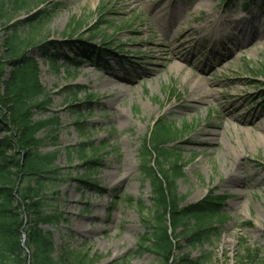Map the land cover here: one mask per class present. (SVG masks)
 <instances>
[{
	"label": "rangeland",
	"instance_id": "1",
	"mask_svg": "<svg viewBox=\"0 0 264 264\" xmlns=\"http://www.w3.org/2000/svg\"><path fill=\"white\" fill-rule=\"evenodd\" d=\"M41 2L35 0L18 18L0 26V47L12 31L9 26L58 5L26 47L49 100L44 108L32 110L33 120L49 122L37 134L43 138L40 151L57 150L55 164L62 174L51 188L58 191L55 203L63 221L42 226L52 232L55 249L76 252L74 264L122 259L125 264H164L163 258L138 245L145 230L142 216L152 208L149 183L139 172L141 137L162 116L178 130L171 145L178 147L185 163V176L176 189L184 198L182 205L201 200L209 191L224 200V221L214 223L217 229L202 244L186 246L180 239L184 252L199 264H264V116L255 122L259 128L238 123L264 109V30L253 29L259 21L264 23V0ZM179 6L186 10L179 11ZM240 18L248 19L251 33L238 44L225 40L216 47L223 62L220 55L212 59L213 38L203 37L202 28L215 23L218 30L237 36ZM162 22L175 23L168 33L173 41L167 38L166 24L160 27ZM17 27L21 34L28 29ZM95 30L98 37L90 44L118 53L101 68L80 57L73 63L78 49L74 54L58 49L59 63L52 67L33 46L49 38L86 40ZM187 31L183 45L174 42ZM178 54L196 61L188 66L169 60ZM189 72L204 77L212 96L202 95L203 85ZM8 73L5 67L3 79ZM234 107L238 110L230 113ZM82 143L89 144L87 149L101 146L96 171L88 180L96 181L103 193L78 181L87 177L86 165L75 152ZM234 160L237 172L231 166Z\"/></svg>",
	"mask_w": 264,
	"mask_h": 264
},
{
	"label": "trees",
	"instance_id": "2",
	"mask_svg": "<svg viewBox=\"0 0 264 264\" xmlns=\"http://www.w3.org/2000/svg\"><path fill=\"white\" fill-rule=\"evenodd\" d=\"M34 1L0 0V26L18 18L20 12L27 10ZM57 6L39 9L25 21L9 26L12 31L0 47V56L4 57L0 58V264H74L78 255L71 250L55 249L52 232L42 227L63 221V214L55 203L54 194L58 191L51 188L62 174L55 164L57 150L40 151L43 138L37 134L49 122L33 120L32 110L44 108L49 100L38 79L37 62L26 51L52 18L51 12ZM17 26L28 29L21 34ZM79 28L77 26L75 30ZM98 34L97 30L92 31L86 40L49 38L33 46L37 45L52 67L59 63L58 49L73 54L78 49L80 53H75L71 59L73 63L85 58L101 68L118 53L111 47L90 44ZM5 67L9 73L3 79ZM177 135V128L159 116L141 137L139 172L143 182L149 183L152 208L145 212L147 216H142L145 230L138 245L163 258L164 264H199V259H191L184 252L180 239L186 246L208 241L217 229L214 223L224 221L220 209L224 200L209 191L201 200L182 205L184 198L176 189L178 179L185 176V163L178 147L171 145ZM88 146V143H82L75 150L86 165L83 175H87L78 181L82 187L103 193L105 190L96 181L88 180L96 171L101 146L87 149ZM89 155L92 158H88ZM175 251L177 255L173 254ZM70 257H74V261H69ZM123 263L124 259L111 264Z\"/></svg>",
	"mask_w": 264,
	"mask_h": 264
},
{
	"label": "bare ground",
	"instance_id": "3",
	"mask_svg": "<svg viewBox=\"0 0 264 264\" xmlns=\"http://www.w3.org/2000/svg\"><path fill=\"white\" fill-rule=\"evenodd\" d=\"M175 2H177V3H179V1H183V2H188L189 0H187V1H185V0H174ZM190 2H191V0L188 2L189 4H190ZM196 2V1H195ZM198 1L196 2V6L194 7V9H197L199 6H197L198 5ZM176 9H178L179 11H185L186 9L184 8V7H182V6H179V7H176ZM175 8L174 9H172V10H176ZM154 14H155V16H156V13L154 12ZM159 14V13H158ZM159 16V15H158ZM165 24L166 23H164V22H162L161 24H160V27L161 28H163L164 26H165ZM172 24H173V26H176L175 25V23H171V22H167V24H166V26H167V29H166V33H167V38L169 39V40H172L171 39V37H169V30H171L172 28H174V27H171L172 26ZM236 25L238 26L237 28H239L240 29V33L236 36L235 34H233V33H231V34H225L224 32H222V31H220V29L218 30V27H217V24H215V23H213V24H210V22L209 23H207L206 24V27L203 29L202 28V31H201V33H202V36L203 37H205L206 35H210L213 39L211 40L210 38V42H212V46H213V49H212V51H213V56H212V59H214V57L216 56V55H220V56H218V58L222 61L223 59H224V57L221 55V54H219V53H216V47H219V46H221L222 45V43H224V41L226 40V41H229V42H231L230 40H232V41H234L235 43H237L238 44V42L243 38L244 39V37H246V33H251V29H250V26H249V23H248V19L247 18H244V19H242V18H240L239 19V21H237L236 22ZM169 27H171V28H169ZM253 27V26H252ZM253 29H257V30H264V23L263 22H258L257 23V25H255L254 27H253ZM130 32L131 31H134V29H130L129 30ZM136 32V31H135ZM137 34H139L138 32H136ZM188 31L186 32V33H184V34H182L181 35V37H179V39H178V37L176 38V41H174L175 43H177V42H179V45L181 44V45H183L185 42L183 41V40H185V37H187V36H189L188 34ZM214 36V37H213ZM248 37V36H247ZM173 41V40H172ZM251 41H253L252 39H249V42L250 43H252ZM187 42V41H186ZM172 46H175L174 44H172ZM99 47H101V46H99ZM143 56H145V54L143 55ZM223 58V59H222ZM175 59H178L180 62H182L184 65L186 64V65H193L194 63H195V59H193V58H191L190 56H186L185 54H178V55H175V57H171V58H169V60L170 61H174ZM220 62V61H219ZM223 62V61H222ZM174 63V62H173ZM221 63V62H220ZM175 65H177V67H179V69H183V67L181 66V64H179V63H175ZM196 68V67H195ZM190 73V75H192V77L195 79V83H197V84H199V83H201L202 85H203V89H202V95L203 96H208V95H210V93H209V91H208V89L204 86V84H203V80H204V77L203 76H201V75H199V74H197V73H195V72H189ZM199 76H201V77H199ZM210 96H212V95H210ZM238 110V108L237 107H234L232 110H231V112L230 113H234V112H236ZM263 110L264 109H259L258 111H256V114L254 115V118H247V117H244V118H241V120H238V123H241L242 125H245V126H251V127H253V128H259L258 127V125L255 123V122H257V120L259 119V117H263L264 116V114L262 113L263 112ZM221 118H222V116H221ZM207 134H209V135H215L216 134V131H207L206 132ZM231 166H235L236 167V160H234L233 162H232V165ZM237 168L238 167H236V171L235 172H237Z\"/></svg>",
	"mask_w": 264,
	"mask_h": 264
}]
</instances>
